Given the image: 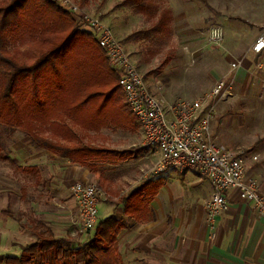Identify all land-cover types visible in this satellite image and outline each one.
I'll use <instances>...</instances> for the list:
<instances>
[{"label": "rangeland", "instance_id": "rangeland-1", "mask_svg": "<svg viewBox=\"0 0 264 264\" xmlns=\"http://www.w3.org/2000/svg\"><path fill=\"white\" fill-rule=\"evenodd\" d=\"M73 1L105 21L124 44L148 88L169 103L203 97L218 79L225 77L232 81L234 78L228 98L216 108L212 135L217 143L231 150L260 155L257 161H246V174L256 179L264 193V54L252 57L248 53L251 42L264 31V0ZM71 19L77 29L88 31ZM159 19L165 32L154 30ZM215 27L224 35L220 48H213L208 42L209 31ZM234 58L243 59L242 67L236 72L229 69ZM100 135L91 140L94 146L144 148L141 158L124 162L122 169L128 174L138 170L139 182L151 177L147 172L157 163L159 155L142 146L138 133L104 129ZM0 144L6 147L2 153H9L16 166L40 165L41 179L35 184L33 176L0 161V188L11 191L7 211L16 225L29 227L40 220L54 230L56 237L67 235L74 245L83 243L78 233V212L72 213L69 222L72 232L63 229L58 234V226L63 224L64 203L69 196L63 184H58L57 160L46 151L34 149L22 132L10 133L2 125ZM29 156L40 159L24 163ZM20 235L12 254L35 241L26 231H20ZM5 255L0 254V264Z\"/></svg>", "mask_w": 264, "mask_h": 264}, {"label": "trees", "instance_id": "trees-1", "mask_svg": "<svg viewBox=\"0 0 264 264\" xmlns=\"http://www.w3.org/2000/svg\"><path fill=\"white\" fill-rule=\"evenodd\" d=\"M154 28L166 31L161 19ZM117 78L94 35L77 29L60 1L0 0V125L10 133L20 131L34 149L92 170L98 162L133 158L140 149L91 142L103 129L138 131ZM5 148L0 144V161L38 184V167L16 166ZM20 226L35 241L5 264H120L123 224L113 216L100 220L79 245L56 238L40 220Z\"/></svg>", "mask_w": 264, "mask_h": 264}, {"label": "crops", "instance_id": "crops-1", "mask_svg": "<svg viewBox=\"0 0 264 264\" xmlns=\"http://www.w3.org/2000/svg\"><path fill=\"white\" fill-rule=\"evenodd\" d=\"M261 55L250 54L252 57ZM136 133L142 140L140 128L132 134ZM142 146L157 153L144 144ZM128 148L140 149L131 159L141 158L145 153L144 148L136 145ZM128 148L107 149L122 151ZM49 156L57 160L58 184H63L69 196L64 203L63 224L58 226V234H62L63 229L72 232L69 222L72 213L78 212L71 193L72 186L75 183H94L108 195V200L98 205V222L113 216L123 224L117 237L120 264H264V218L259 217L250 204L240 200L238 194L232 191L228 194L227 211L216 219L211 230L203 209L211 196V186L195 169H168L155 176L149 177L148 174V179L139 182L138 170L128 174L122 169L128 160L98 162L92 170L50 153ZM39 159V156H29L23 162ZM39 166L32 165L40 171ZM247 177L256 181L251 175ZM11 197L8 188H0V254L6 253L3 264L7 257H18L27 246L12 254L18 243L16 239L21 238L20 231L26 230L21 228L22 224L16 225L7 211ZM80 237L83 243L89 239L82 234ZM56 238L74 243L67 235Z\"/></svg>", "mask_w": 264, "mask_h": 264}, {"label": "built area", "instance_id": "built-area-1", "mask_svg": "<svg viewBox=\"0 0 264 264\" xmlns=\"http://www.w3.org/2000/svg\"><path fill=\"white\" fill-rule=\"evenodd\" d=\"M60 3L94 35L109 67L118 75L117 83L139 124L143 144L159 155L149 176L168 169H195L204 176L211 186V196L203 205L211 230L216 219L227 211L228 194L232 191L264 218V193L246 174V161H257L260 155L231 150L217 143L212 135L216 108L228 98L234 78L232 81L225 77L218 79L203 97L169 103L148 88L122 41L99 16L82 9L73 0H60ZM223 37L222 30L215 27L209 31L208 42L213 48H220ZM248 53H264V31L259 33ZM242 63L243 59L232 61L230 71H238ZM71 193L77 205L79 232L89 237L98 222V205L107 201L108 195L94 183H75Z\"/></svg>", "mask_w": 264, "mask_h": 264}]
</instances>
